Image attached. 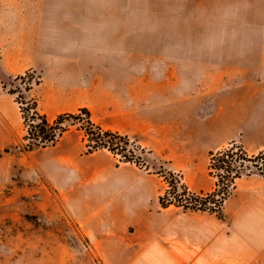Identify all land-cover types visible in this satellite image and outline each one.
<instances>
[{"label":"crops","instance_id":"crops-1","mask_svg":"<svg viewBox=\"0 0 264 264\" xmlns=\"http://www.w3.org/2000/svg\"><path fill=\"white\" fill-rule=\"evenodd\" d=\"M65 10L21 8V42L29 36L57 45L163 47L126 58L136 90L130 102L162 110L164 160L184 175L191 193L214 191L204 173L211 153L232 143L252 155L264 150V0H147ZM140 14L159 24L142 23ZM141 62H163L159 87L148 70L139 76ZM121 100L123 108L129 100ZM59 158L55 188L104 264H264V177L238 179L215 213L162 207L156 175L118 164L107 152Z\"/></svg>","mask_w":264,"mask_h":264},{"label":"rangeland","instance_id":"rangeland-1","mask_svg":"<svg viewBox=\"0 0 264 264\" xmlns=\"http://www.w3.org/2000/svg\"><path fill=\"white\" fill-rule=\"evenodd\" d=\"M146 1L0 0V264H104L82 226L75 221L66 198L61 197L55 188L53 173L59 176L60 156L99 150L107 152L118 164H131L156 175L162 183L160 192L164 198L173 199L175 195L170 193L173 191L167 179L185 187L184 175L170 171L163 157L162 110H143L141 106L132 108L130 102L136 90L131 93L127 79L133 63L126 58L133 52L146 49L150 53L160 52L162 46L87 47L69 45L63 40L57 45L38 43L29 36L21 42L22 34L25 36L26 32L25 27L21 30V8L36 11L41 7L58 6L61 12L69 7L87 10L96 6H142ZM139 16L142 23L159 24L155 23V17ZM137 24L142 25L139 20ZM140 64L145 66L139 67V76L143 77V71L148 70L150 80L155 78L156 87H159L163 62H151L150 67L147 62ZM51 66L59 69H50ZM122 78V87L127 88L124 97L129 100L123 102L126 106L123 108L121 98L124 97L118 93L122 89L119 84ZM138 94V99H142L146 90ZM32 106L51 123L63 114L82 115L86 119L80 112L86 109L94 126L124 137L128 143L126 149L121 148L125 147L123 140L118 147L113 146V151L107 147L91 149L93 144L80 124L67 121L64 124L66 131L54 145L24 152L22 147L27 143L25 137L29 124V113L25 110ZM150 113L154 115L147 116ZM218 152L229 154V157L224 158ZM218 152L211 153L204 169L206 181L214 191L222 192L226 188L229 194L232 186H226L236 170L242 175L233 184L242 177L258 175L253 172L245 174L247 167L252 168L249 158L258 154H249L236 143ZM212 154H216L213 160ZM131 158L133 160L128 162ZM222 158L229 161L231 174L216 164ZM187 192L191 196H185L183 204L190 208L196 204L190 198L209 194ZM176 193L178 196L181 192L177 190ZM221 194L210 197L206 208L214 207V203L221 204Z\"/></svg>","mask_w":264,"mask_h":264},{"label":"trees","instance_id":"trees-1","mask_svg":"<svg viewBox=\"0 0 264 264\" xmlns=\"http://www.w3.org/2000/svg\"><path fill=\"white\" fill-rule=\"evenodd\" d=\"M25 112L29 113V124H27L28 131L27 136L25 137L27 143L22 147L24 152H31L38 148H45L49 145H54L62 136V134L66 131V127L64 126V124H66L67 121L72 122V124H80L81 130L85 132V136L87 137L88 141L93 144L91 149L98 150L107 147L109 150L113 151V146L118 147L121 141L123 140V144L125 145V147L121 148L122 150H125L128 144L124 137L120 136L119 134L103 131L100 127L94 126L90 121V115L86 109H82L80 111L81 114H84L86 116V119H83L82 115L63 114L58 115L52 123L46 118L45 115L40 114L34 106L27 108ZM217 154L224 156V158L229 157V154L224 155L221 152H218ZM241 154L246 156L243 152H241ZM215 155L212 154L213 157L211 160L214 159ZM132 160L133 158L128 159L127 161L130 162ZM249 161L252 164V168L247 167V171L245 172V174L253 172L264 177V150L259 152L258 155L250 157ZM134 162L136 163L137 161ZM216 164H219V168H224L227 174H231L232 169H230L229 161H225V159L222 158L221 160L217 161ZM170 175L172 174H169V176ZM241 175V171L236 170L235 172H233L231 181L226 187H229V185L232 186L234 180L236 178H239ZM167 181L172 187L171 189L173 192L170 191V193L175 195L173 199L161 197L160 204L162 207H167L171 204H174L177 206H181L185 209H199L202 211H211L218 213L223 201L228 196L226 188L223 189L222 192L215 190L213 191V193L208 194L206 197H197V199L190 198L193 199L196 203L195 207L190 208L187 205L183 204V201L186 198L185 196H191L190 193L187 192L186 187H184L183 185L180 186L178 185V182H174L169 179H167ZM177 190H180L181 192L180 194H178V196L176 193ZM219 193H222L221 196H223L220 198L221 204L216 205V203H214V207L206 208V202L210 200V197L218 196Z\"/></svg>","mask_w":264,"mask_h":264}]
</instances>
